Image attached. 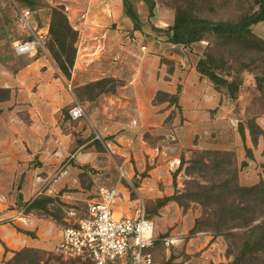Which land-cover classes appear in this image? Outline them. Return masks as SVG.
Wrapping results in <instances>:
<instances>
[{
    "label": "rangeland",
    "instance_id": "374dc122",
    "mask_svg": "<svg viewBox=\"0 0 264 264\" xmlns=\"http://www.w3.org/2000/svg\"><path fill=\"white\" fill-rule=\"evenodd\" d=\"M152 1L157 7V14L159 15L155 20L145 24L144 27L148 29L151 25L150 32L144 31L137 21L134 23L135 29L139 31L137 34L124 28L108 34L107 37L101 34L100 38L106 41V45L103 47L105 60L113 59L116 61L120 56L126 60L128 58L145 60L143 62L148 60V67L150 68L152 66L150 59L158 53L157 50H150L149 47L155 46L158 42H170L173 37L171 34L173 33L176 12L179 9L187 10L200 21L209 24H232L238 21L241 16L258 12L260 0ZM31 4L28 5L20 0H0V68L9 75H16L37 59H44L46 63L48 62L55 74L61 77L71 99V103L62 108L58 120L61 129L63 131L70 130L78 140V146L71 150L68 158L77 155L79 151L93 152L92 147L95 146L98 158L105 166L101 169L82 168L83 175L79 179H81L80 184L85 189L84 191L80 187L73 189L66 186L60 196H40L30 204L22 203V194L19 193L21 186L16 189L14 194H10L16 196L19 202L11 205L9 211H19L18 217L23 218L32 215L36 220L45 223V226L41 224L36 229L37 232L42 229L43 234H40L43 237L38 235L36 231H26L17 226L16 229L34 240L44 241L46 248H22L14 251L12 256L2 264H74L63 260L58 255L57 245L61 240L64 228L86 216L89 204L97 199L101 187L117 188L121 192L115 209L117 212H128L129 215H133L140 203H143L148 217L152 220L155 218L153 221L156 230V242L150 252L157 264H173L174 259H176L174 252L179 249L183 250L185 255L188 249L196 251L197 247L189 245V243L199 233H207L214 238H219L216 264H264V247L259 251L253 249L251 253L246 247L247 243L252 244L254 239L260 237V233L252 234L246 229L238 228L240 225L248 224L259 218V214L254 211L252 206L254 200L260 199V192L247 194L238 191L239 187L252 188L258 184L264 186V178L254 186L241 185L239 176L246 162L238 163L235 151H224L214 147L218 145L219 137L223 133L228 136L242 135L243 141H245L246 135L251 133L255 145L262 134L256 121L264 114V52L260 51L264 49V46H261L260 50H256L254 42L241 44L235 39L228 40L210 32L203 35V41L184 45L192 50L190 52L192 54L191 66L196 65L198 73L199 62L206 60L208 68L223 78L228 80L239 78L241 80L239 92L231 100L225 88L222 87L220 91H217L214 83L201 74L206 80V101L212 100L211 97H207L209 95L207 92L222 96L226 105L233 108L231 112H225V115L230 116V118L228 121L225 117L220 118V121L226 122L220 127L212 128L209 122L217 119L215 116L218 109L206 111V127L203 131L201 130V134L196 133V128L188 129L186 132L184 129H180L181 126L175 127L174 125V119L183 116V111L178 106V96L169 97L159 93L154 104L169 103L176 109L168 116L164 126L158 128V131L156 130L154 136L147 132L143 137L147 145L145 147L141 145L139 151L146 155L145 158L141 156L143 161L145 159L146 168L144 171H138L136 166L140 163V159L135 157L131 142L118 139V135L125 132L124 129H112L109 132L113 133H109L104 138L94 131L86 137L83 133L86 129L85 118L73 121L69 116V110L75 101L83 105L86 113L91 112V110L96 109V102L101 95H109L115 92L119 85V81L116 79H106L110 82L103 88L91 86L97 82L80 87H76L74 83L72 85L73 90H70L69 85L77 61L79 60L81 63L85 59L86 50L84 48L81 50L80 44L78 45L79 38L75 44L77 51L74 67L71 68L70 79L63 75L55 60L52 47L58 52L60 48L57 43H53L50 34L47 36L46 43L47 56L40 50L36 55L17 56L15 54L14 43L30 38V33L20 26L19 14L23 10H30L33 27L37 31H45L51 25L52 8L59 7L54 6L53 0H32ZM126 10L131 11L129 5H126ZM250 30L258 39L264 41V21L252 25ZM123 47L128 49L123 50ZM143 47L148 48L143 50ZM72 54L73 52L70 51L69 56ZM63 56V59L66 60L67 57ZM168 71L173 72V68L168 67ZM5 96V93H0V99ZM104 103L108 104V101H104ZM30 116L29 110L21 106L15 112L12 122L17 126H23L31 122ZM80 125L83 126V130L79 129ZM179 134H194L193 145H180L177 137L176 139L173 138ZM67 140L69 141V139ZM55 143L58 146L62 145V141H55ZM149 146L155 150L147 154L146 150ZM206 152H213L214 154L204 155ZM246 154L247 157H252L251 150L246 149ZM174 157L179 159V163L172 167L169 160ZM259 167L264 173V164L259 165ZM155 168H160L157 176L161 180V189H169L170 194L147 203L141 200L138 192L144 179L148 177V172ZM60 169L49 179L47 185L67 176V171ZM128 169L132 172L129 177L125 176ZM77 179L75 177L72 180L73 184ZM90 180H96L95 188H91ZM20 183L22 184L23 181ZM150 191H152L151 188ZM63 193L73 194L72 197L65 198ZM170 204L173 207L166 212L167 215L176 214V210L179 209L181 212H189L191 218L195 220L194 226L189 231L187 229L183 231L184 223L168 224L166 219L158 218L162 208ZM261 220L262 218L258 219L252 226L259 224ZM170 236H180L183 241L167 251L163 245V239ZM244 254L246 258H244Z\"/></svg>",
    "mask_w": 264,
    "mask_h": 264
},
{
    "label": "crops",
    "instance_id": "0c3cea01",
    "mask_svg": "<svg viewBox=\"0 0 264 264\" xmlns=\"http://www.w3.org/2000/svg\"><path fill=\"white\" fill-rule=\"evenodd\" d=\"M53 3L55 7L65 8L70 25L79 33L78 45L80 44L81 50L82 48L86 50L84 61L79 63L78 60L75 66L69 85L71 90L74 83L76 87H80L106 79L119 81L115 92L101 95L96 102V109L86 113L84 123L86 129L83 132L86 137L94 131L104 138L113 133L109 132L112 129H124L125 132L119 134L118 139L131 142L135 157L140 159L136 169L144 171L146 163L141 156L145 158L146 155L139 151L141 145L143 147L147 145L143 137L147 132L154 136L157 129L164 126L168 116L176 109L169 103L154 104L159 93L178 96V106L183 111V116L174 119V125L181 126L180 129L186 132L188 129L196 128V133L201 134V130L206 127V111L218 109L215 116L217 119L209 122L212 128L220 127L229 120L230 116L227 117L225 112H231L233 108L226 105L222 96L207 92L209 94L207 97H211L212 100L206 101V80L197 72L196 65L191 66L192 50L184 45L158 42L155 46L149 47L158 53L150 59L152 63L150 68L148 60L146 62L141 59L126 60L121 56L116 61L105 60L103 47L106 41L100 38L101 34L107 37L121 28L139 33L133 20L127 15L126 5L130 6L137 17L138 25L144 31L150 32L151 25L148 29L144 27L145 24L155 20L159 15L152 0H53ZM45 31L48 32L49 28L47 27ZM124 49L128 48L123 47ZM168 67H172L173 72H169ZM0 83H3L0 89L11 91L10 100L0 102V264H2L14 251L22 248H46L44 241L34 240L16 229L17 226L26 231L37 232V227L41 224L45 226V223L36 220L32 215L23 218L18 217L19 211H9L11 205L19 202L16 196L10 194H14L21 186L19 193L22 194V203L30 204L40 196H60L66 186L73 189L80 187L84 191L79 179L83 175L82 168L101 169L105 164L98 158L95 146L92 147L93 152L79 151L77 155L68 158L71 150L78 146V140L70 130L63 131L58 120L62 108L71 103V99L61 77L55 74L48 62L37 59L16 75H9L0 68ZM104 101H108V104ZM21 106L29 110L31 122L17 126L12 120ZM222 117L227 120L220 121ZM256 123L262 131L256 145L251 133L246 135L245 141L239 135L228 136L223 133L219 137L218 145L214 146L215 149L235 151L238 163L246 162L239 176L241 185L246 187L254 186L264 178V173L259 167L264 164V114ZM81 125L79 129L83 130ZM176 137L180 145L192 146L194 143V134H179L173 138ZM55 141H62V145L58 146ZM246 149L252 151V157H247ZM154 150L149 146L146 152L150 154ZM71 161L73 163H70ZM178 163L177 157L169 160L172 167ZM59 169L66 170L67 176L47 185L49 179ZM158 171L160 168L148 172V177L139 188L138 193L142 201L150 203L170 194L169 189H161ZM131 173L128 169L125 176L129 177ZM75 177L78 179L73 184L72 180ZM90 182L91 188H95L96 180ZM63 194V197L67 198L72 197L73 193ZM116 206L117 204L114 211L117 216H130L128 212H117ZM172 207L171 204L163 207L158 218L166 219L168 224L184 223L183 231L185 229L189 231L195 220L191 218L189 212H181L179 209L176 210V214L167 215L166 212ZM153 220L151 219L154 224ZM40 233L43 234L42 229L37 232L41 236ZM170 237L177 238L178 243L183 241L180 236ZM219 242V238L199 233L189 243L197 247L196 251L188 249L186 255L181 249L175 251L176 259L173 264H216ZM154 264H157L155 260Z\"/></svg>",
    "mask_w": 264,
    "mask_h": 264
},
{
    "label": "built area",
    "instance_id": "2783aa9c",
    "mask_svg": "<svg viewBox=\"0 0 264 264\" xmlns=\"http://www.w3.org/2000/svg\"><path fill=\"white\" fill-rule=\"evenodd\" d=\"M19 22L22 29L30 33V38L14 43L15 54L36 55L40 50L47 56L49 31H37L33 27L30 10L19 14ZM69 116L73 121L82 120L86 118V110L75 101ZM119 198L120 192L116 188L99 189L86 216L62 231L56 251L63 260L74 264H154L150 250L156 242L155 226L144 204L140 203L133 215L117 216L114 207ZM177 243L178 239L174 237L163 239L167 251Z\"/></svg>",
    "mask_w": 264,
    "mask_h": 264
},
{
    "label": "trees",
    "instance_id": "16d2710c",
    "mask_svg": "<svg viewBox=\"0 0 264 264\" xmlns=\"http://www.w3.org/2000/svg\"><path fill=\"white\" fill-rule=\"evenodd\" d=\"M28 5H32V0H20ZM127 15L133 20V22H137V17L132 12V10H126ZM261 21H264V0L259 1V10L254 14H247L241 16L238 21L232 24H209L207 22H202L196 18V16L190 13L187 10L179 9L176 12L174 26H173V37L170 40L173 44H181V45H190L193 43H197L203 41V35L207 32L211 34H216L225 37L228 40L235 39L238 43H255V49L260 50L261 46H264V41L258 39L251 32V26L255 25ZM49 34L52 38L53 43H57L59 45L60 51H56L54 47H52V51L54 52L55 60L62 71L63 75L70 79L71 77V68L74 67L75 57H76V48L75 44L78 41L79 33L70 25L65 8L57 7L52 8V16H51V25L49 28ZM253 43V44H254ZM72 51L73 54L69 56V52ZM264 52V49L260 50ZM63 55L67 58L63 59ZM69 56V57H68ZM199 73L205 75L210 79L211 82L216 86V90L220 91L221 88L226 89V93L228 97L233 100L239 92L241 86V80L239 78H234L232 80H228L223 78L222 76L216 74L208 68V64L206 60H201L198 64ZM110 81L102 80L91 86H98L99 88H103L104 85H107ZM0 93H5L6 96L0 99V102L8 101L11 98V91L8 89H0ZM171 97V96H169ZM242 136V135H241ZM243 138V136H242ZM213 152H206L204 155H213ZM244 165V164H243ZM262 186V187H261ZM238 191L244 192L247 194H254L256 192H260L259 200L256 199L253 201V208L259 214V218L254 219L252 222L244 225H240L238 228L246 229L252 234L258 232L260 233V237L254 239L253 243H247L246 247L250 251L253 249L261 250L264 247V186L256 185L252 188H242L239 187ZM259 224L252 226L254 222L258 219H261ZM4 245V244H3ZM5 247V245H4ZM6 248V247H5ZM7 250V248H6ZM243 255V254H242ZM244 258L246 255L244 254Z\"/></svg>",
    "mask_w": 264,
    "mask_h": 264
}]
</instances>
